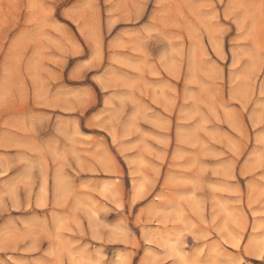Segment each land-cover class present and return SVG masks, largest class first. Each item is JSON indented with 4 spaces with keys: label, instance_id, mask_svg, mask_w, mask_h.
<instances>
[{
    "label": "rangeland",
    "instance_id": "1",
    "mask_svg": "<svg viewBox=\"0 0 264 264\" xmlns=\"http://www.w3.org/2000/svg\"><path fill=\"white\" fill-rule=\"evenodd\" d=\"M0 264H264V0H0Z\"/></svg>",
    "mask_w": 264,
    "mask_h": 264
},
{
    "label": "bare ground",
    "instance_id": "2",
    "mask_svg": "<svg viewBox=\"0 0 264 264\" xmlns=\"http://www.w3.org/2000/svg\"><path fill=\"white\" fill-rule=\"evenodd\" d=\"M250 246V245H249ZM250 248V247H249ZM251 249V248H250ZM252 254V253H251ZM255 254V256H257V257H259V255H256V253H254ZM252 256H254V255H252ZM213 257V256H212ZM222 258V257H221Z\"/></svg>",
    "mask_w": 264,
    "mask_h": 264
}]
</instances>
